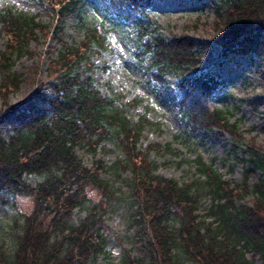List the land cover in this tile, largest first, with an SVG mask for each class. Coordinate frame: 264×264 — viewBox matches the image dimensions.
Returning a JSON list of instances; mask_svg holds the SVG:
<instances>
[{"label": "trees", "instance_id": "16d2710c", "mask_svg": "<svg viewBox=\"0 0 264 264\" xmlns=\"http://www.w3.org/2000/svg\"><path fill=\"white\" fill-rule=\"evenodd\" d=\"M43 1L49 14L46 25L9 7L0 10L6 38L0 55V206L12 204L16 196L33 199L32 210L13 223L17 230L9 245L0 241V264H95L110 241L107 214L116 201L128 198L136 227L133 242L139 248L134 256L124 251L119 264H255L247 253L264 264V151L246 147L239 186L200 158L196 167L202 180L179 182L158 175L148 152L169 149V144L138 147L149 122L144 117L130 120L125 114L130 103L102 93L94 83V58L106 48L109 29L130 25L134 56L149 58L154 81L163 84L169 75L177 78L182 130L174 140L194 145L193 135L201 129L237 134L227 110L210 108L223 82L203 70L192 41L162 34L151 0ZM208 2L218 33V58L242 53L263 60L264 0ZM96 14L102 19H95ZM69 18L83 32L78 42L65 40ZM38 33L58 44L46 68L51 81L10 103L8 95L20 81L14 63ZM5 127L10 132L3 135ZM233 140L234 147L239 145L237 137ZM107 143L123 155L111 167L95 158L97 149L108 151ZM78 150L91 155L89 164ZM108 169L120 179L118 185L105 177ZM124 172L128 178L121 177ZM254 172L260 175L250 182ZM30 176L41 180L31 185ZM94 189L102 199L91 198ZM204 193L214 201L207 211L212 222L197 214ZM246 195L252 196L250 206L243 202Z\"/></svg>", "mask_w": 264, "mask_h": 264}, {"label": "rangeland", "instance_id": "374dc122", "mask_svg": "<svg viewBox=\"0 0 264 264\" xmlns=\"http://www.w3.org/2000/svg\"><path fill=\"white\" fill-rule=\"evenodd\" d=\"M151 1L153 19L162 34L190 39L195 54L201 59L203 70H209L223 82L213 94L210 108L227 110L238 133L231 135L217 128L209 131L201 129L193 135L194 145L191 142L186 145L175 141L174 136L182 130L177 110L180 96L176 89L177 78L169 75L165 77L163 84L154 81V69L148 66L149 58L138 59L134 56L136 44L130 25L109 29L106 48L94 58V83L102 93L116 96L124 104L130 103L125 112L130 120L136 122L139 117H144L149 122L142 130L138 147L144 149L148 145L158 144L164 148L169 144V149L151 148L148 152L147 160H153L158 165V175L179 182H190L196 177L202 180L204 178L199 175L196 167V159L200 158L206 164H211L224 180L239 186L245 173L242 160L246 156V147L253 146L264 151V59L250 58L242 53H230L218 58L220 45L216 42L218 33L214 29V15L209 0ZM4 7L36 16L42 25L48 22L49 14L43 0H0V10ZM94 18L102 19L98 14ZM64 32L65 40L69 43L83 38V32L75 27L73 18L66 21ZM38 36L28 42L26 51L14 63L12 70L19 75L20 81L18 89L8 95L10 103L25 99L33 89L46 86L51 81L47 77L46 68L49 60L56 55L58 44L48 36L44 37L40 33ZM5 48L6 38L0 23V55ZM1 132L5 135L10 130L5 127ZM236 137L239 145L234 147L233 138ZM106 148V152L97 149L95 158H101L106 167H111L123 155L112 143H107ZM78 155L87 164L92 160L91 155L82 150H78ZM104 174L112 181L117 180L116 184H119L120 179H116L112 170L108 169ZM249 175L252 182L260 173ZM121 177L128 178L129 173L124 172ZM40 180L37 176L27 177L31 185ZM90 196L93 200L102 199L96 189L90 192ZM128 199L116 201L113 210L107 214L106 225L110 241L95 264H119L124 251L132 256L137 253L139 244L133 242L136 227L132 224L133 209ZM251 201V195L244 196L245 205L250 206ZM213 202L210 193L203 194L197 214L205 222H212L214 219L207 213ZM32 207L33 199L29 196H16L12 204L0 206V241L5 247L17 230L13 223L20 222L22 215L29 213ZM76 214L77 209L74 210L73 218ZM246 257L255 264H261L251 253H247Z\"/></svg>", "mask_w": 264, "mask_h": 264}]
</instances>
